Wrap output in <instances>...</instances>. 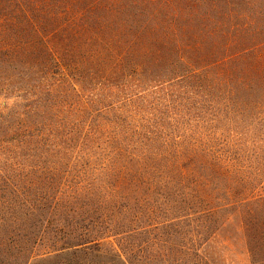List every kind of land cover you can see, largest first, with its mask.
Returning a JSON list of instances; mask_svg holds the SVG:
<instances>
[{
	"label": "trees",
	"instance_id": "1",
	"mask_svg": "<svg viewBox=\"0 0 264 264\" xmlns=\"http://www.w3.org/2000/svg\"><path fill=\"white\" fill-rule=\"evenodd\" d=\"M158 3L134 13V45L156 35L153 21L162 31L178 25L179 5ZM65 18L53 13L44 25ZM36 31L28 52L34 59L25 66L34 89L0 114V264H214L206 249L235 216L228 202L233 185L238 209L258 208L236 214L247 250L264 252V76L241 77L245 99L234 93L236 79L212 75L221 63L196 67L171 45L158 48L166 60L149 51L148 62L136 61L116 47L85 58L84 50L67 49L61 34L49 36L45 26ZM156 71L168 77L153 80L184 85L205 102L217 100L220 111L238 110L244 129L256 126L257 139L238 141V171L237 158L215 151L203 126L197 138L156 141L149 132L135 138L131 111H123L128 104L118 106L131 101L122 88ZM193 108L205 124V111ZM113 111L124 119L117 122ZM97 133L105 140L95 142ZM73 149L75 157L62 164Z\"/></svg>",
	"mask_w": 264,
	"mask_h": 264
},
{
	"label": "rangeland",
	"instance_id": "2",
	"mask_svg": "<svg viewBox=\"0 0 264 264\" xmlns=\"http://www.w3.org/2000/svg\"><path fill=\"white\" fill-rule=\"evenodd\" d=\"M159 1L0 0V114H9L11 111L8 110L14 103L22 101L19 96L27 97L26 91L34 89L30 87L34 83L33 72L25 66L34 59L29 54L34 51L29 46L32 31L37 32L36 29H44V26L48 29L49 36L56 32L61 34L59 39L64 40L67 49L77 47L84 50L83 54L76 50L78 52L75 55L82 54L85 58L87 54L90 57L98 56L99 53L101 55L106 47H116L119 50L126 48L127 54L136 61L148 62L146 57L150 58L149 51L156 52L158 59L166 60L167 56H163L158 48L161 47V51L165 52L171 45L179 50V56L192 65L198 63L195 64L196 67L206 63H221V66L212 69V75L217 77L216 79H236V85H232L235 87L234 93L245 99L249 98L245 87L240 83L241 77L252 78L255 74L264 76V0H174L180 9L178 25L162 31V27L153 21L152 29L156 35L141 43L138 40L137 48L133 43V34L137 30L134 28L135 20H132V17L137 10L143 9L142 5L147 4V8L152 9ZM163 1L158 3L160 7ZM188 3L197 4L191 12L186 10ZM53 13L55 17L65 15L66 20L50 28L51 25L44 24ZM24 16H27L30 22L23 19ZM55 22L57 23V19ZM196 52H200L199 55L202 56H197ZM114 56L121 57V54L116 53ZM20 57L23 62H19ZM116 57L109 59L112 64L118 63ZM153 73H144L146 78H135L136 80L126 83L122 88L121 95L131 101L119 104L120 100L118 106L128 104L123 111H131L132 119L128 121L135 126L130 127V131L135 129V138L148 132L156 141L169 139L170 135L172 139H178L185 133H188L189 137L197 138L201 135L198 127L203 126L204 138L213 143L215 151L219 149L220 154L226 158H237L235 169L238 171V141L250 144L252 140L257 139L256 126L254 130L244 129L245 122L238 120L236 109L220 111L222 104H218V98H215L217 95L210 96V100H216V103L205 102L198 97L200 94L191 95L189 88L184 85L161 84L153 80L152 77L162 80L168 77L163 76L160 71ZM137 81L142 83L137 84ZM135 85L140 88L134 87ZM220 98L224 99V96ZM137 104L139 106H136ZM194 106L197 108L196 112L205 111V124L200 123L201 116L197 118L195 115ZM118 113L120 112H117L116 117L120 118L117 122L124 119ZM107 127L108 131H112L115 125ZM104 140L105 137L101 133L94 137L95 142ZM81 143L76 141L73 147H80L78 144ZM68 153L62 164L71 161V157L76 155L75 149ZM231 189L235 193H230L228 202L232 206L230 208L236 209V212H233L235 216L229 217L230 224L216 233L206 250L214 264H264V252L255 256L248 252V237L240 230L243 224L236 216L238 210L245 212L248 209L254 213L258 212V208L249 205L238 209V185H233ZM223 216L226 217L222 215V218Z\"/></svg>",
	"mask_w": 264,
	"mask_h": 264
}]
</instances>
